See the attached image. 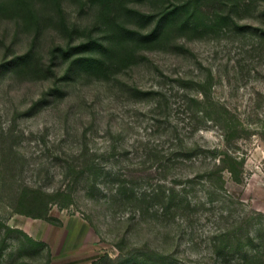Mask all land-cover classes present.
Here are the masks:
<instances>
[{"label": "rangeland", "instance_id": "374dc122", "mask_svg": "<svg viewBox=\"0 0 264 264\" xmlns=\"http://www.w3.org/2000/svg\"><path fill=\"white\" fill-rule=\"evenodd\" d=\"M0 264H264V0H0Z\"/></svg>", "mask_w": 264, "mask_h": 264}]
</instances>
